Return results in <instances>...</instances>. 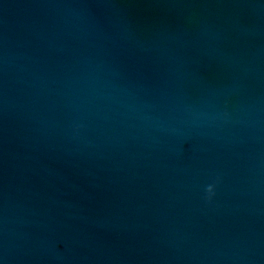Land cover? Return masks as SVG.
Wrapping results in <instances>:
<instances>
[{
	"label": "water",
	"instance_id": "obj_1",
	"mask_svg": "<svg viewBox=\"0 0 264 264\" xmlns=\"http://www.w3.org/2000/svg\"><path fill=\"white\" fill-rule=\"evenodd\" d=\"M0 264H264V0H0Z\"/></svg>",
	"mask_w": 264,
	"mask_h": 264
},
{
	"label": "clouds",
	"instance_id": "obj_2",
	"mask_svg": "<svg viewBox=\"0 0 264 264\" xmlns=\"http://www.w3.org/2000/svg\"><path fill=\"white\" fill-rule=\"evenodd\" d=\"M207 194L210 196L213 192V186L212 185H208L207 189H206Z\"/></svg>",
	"mask_w": 264,
	"mask_h": 264
}]
</instances>
